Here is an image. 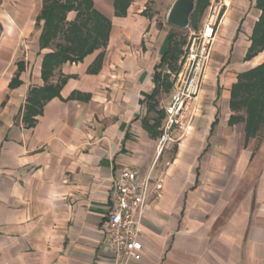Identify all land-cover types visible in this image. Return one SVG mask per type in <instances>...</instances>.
Instances as JSON below:
<instances>
[{
	"label": "crops",
	"instance_id": "0c3cea01",
	"mask_svg": "<svg viewBox=\"0 0 264 264\" xmlns=\"http://www.w3.org/2000/svg\"><path fill=\"white\" fill-rule=\"evenodd\" d=\"M149 1L134 0L119 17L114 3L94 0L112 24L107 47L47 81L45 56L62 40L41 48L43 0H0V264H264V138L248 137L244 112L231 105L240 76L264 63L261 52L248 58L257 0L220 2L188 130L162 152L165 114L149 127L171 99L182 54L175 68L161 65L173 31L147 12ZM64 79L30 125L31 91ZM124 169L152 178L139 261L118 260L105 244L113 180Z\"/></svg>",
	"mask_w": 264,
	"mask_h": 264
},
{
	"label": "trees",
	"instance_id": "16d2710c",
	"mask_svg": "<svg viewBox=\"0 0 264 264\" xmlns=\"http://www.w3.org/2000/svg\"><path fill=\"white\" fill-rule=\"evenodd\" d=\"M133 1L115 0V16H126ZM43 2L44 7L39 17V20L44 21L41 48H48L54 41L62 40L58 43L57 50L47 54L43 62V77L49 81L54 71L62 64L82 61L97 49L106 48L112 24L106 16L95 9L94 0H43ZM210 5L211 0H197V7L191 18V24L195 29L198 28ZM257 8L261 11V16L253 30L248 58L264 50V0H257ZM73 11L77 12L76 19L69 22L67 16ZM168 42L169 48L161 65L168 64L173 68L183 53L186 41H179L177 34L171 32ZM155 80L164 90L170 89L171 83L166 78L157 74ZM65 81L64 79L57 85H46L31 91L25 116L30 125L35 121L33 117L42 112L44 102L59 95ZM157 93L155 92L154 96ZM231 105L235 112L246 109V134L248 137L256 136L264 124V63L240 76L239 82L233 88ZM157 113L159 114L157 124L149 127L153 132L160 127L164 116V112L160 110H157ZM237 120H242V117L237 115L232 119L233 122ZM155 135L159 136L160 132H155Z\"/></svg>",
	"mask_w": 264,
	"mask_h": 264
},
{
	"label": "built area",
	"instance_id": "2783aa9c",
	"mask_svg": "<svg viewBox=\"0 0 264 264\" xmlns=\"http://www.w3.org/2000/svg\"><path fill=\"white\" fill-rule=\"evenodd\" d=\"M222 3L212 5L202 29L192 31L172 74V94L168 103L159 107L165 114L158 148L162 152L170 143L180 140L177 132L188 130L187 118L198 98L205 67L216 39L221 20ZM161 185L156 186L159 190ZM112 207L107 218L106 247L118 260L139 261L143 258L141 228L152 192V178H141L135 171L124 169L113 180Z\"/></svg>",
	"mask_w": 264,
	"mask_h": 264
},
{
	"label": "rangeland",
	"instance_id": "374dc122",
	"mask_svg": "<svg viewBox=\"0 0 264 264\" xmlns=\"http://www.w3.org/2000/svg\"><path fill=\"white\" fill-rule=\"evenodd\" d=\"M97 1L114 3L115 0H97ZM220 2H222V0H211V5L208 8V10L206 11L205 15L201 18L200 23L198 24V28L197 29H195L192 26V24L186 30H180L178 28H175V27L169 25L167 23V14H168V11H169V8H170L169 7V4L170 3H166L165 1H163V2L161 0L149 1V3L147 4V12L148 13H152L153 15H158V18H160L161 19V22H163L162 23V26H163V24H167V28L166 29L169 30V32L170 31L176 32L177 39L179 41L180 40L186 41V43H187L191 32L194 31V30L198 31V30L202 29V27L206 23L207 18H208L209 14L211 12V9H212V5H214V4L215 5H218V4H220ZM185 46H186V44H185ZM185 46H184V48H185ZM261 53H264V50L261 51ZM241 111L244 112L245 118H246L247 117L246 109H243ZM259 132H260L259 135L262 138H264V124L262 126V129Z\"/></svg>",
	"mask_w": 264,
	"mask_h": 264
},
{
	"label": "water",
	"instance_id": "95a60500",
	"mask_svg": "<svg viewBox=\"0 0 264 264\" xmlns=\"http://www.w3.org/2000/svg\"><path fill=\"white\" fill-rule=\"evenodd\" d=\"M196 7L197 0H174L167 14V23L180 30L188 29Z\"/></svg>",
	"mask_w": 264,
	"mask_h": 264
}]
</instances>
